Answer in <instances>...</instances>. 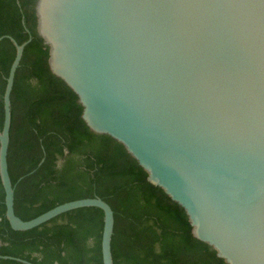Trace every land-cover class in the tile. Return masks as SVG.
I'll use <instances>...</instances> for the list:
<instances>
[{"label": "water", "instance_id": "water-1", "mask_svg": "<svg viewBox=\"0 0 264 264\" xmlns=\"http://www.w3.org/2000/svg\"><path fill=\"white\" fill-rule=\"evenodd\" d=\"M35 12L49 68L77 96L90 131L122 145L225 264H264V0H37ZM8 38L16 56L0 130L6 219L29 231L98 208L102 262L114 264L115 213L103 199L29 221L15 213L11 95L32 38Z\"/></svg>", "mask_w": 264, "mask_h": 264}, {"label": "trees", "instance_id": "trees-1", "mask_svg": "<svg viewBox=\"0 0 264 264\" xmlns=\"http://www.w3.org/2000/svg\"><path fill=\"white\" fill-rule=\"evenodd\" d=\"M37 0H0V130L16 48L26 43L11 95L8 154L15 213L23 221L75 200L99 197L115 213L114 264H225L193 234L184 210L147 181L125 148L90 131L77 96L52 74L37 34ZM0 179V256L32 264H103V211L82 208L29 231L5 216ZM0 264H23L0 259Z\"/></svg>", "mask_w": 264, "mask_h": 264}]
</instances>
